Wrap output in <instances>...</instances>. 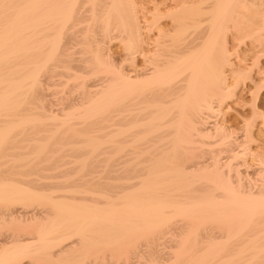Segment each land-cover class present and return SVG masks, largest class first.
<instances>
[{"label": "bare ground", "instance_id": "1", "mask_svg": "<svg viewBox=\"0 0 264 264\" xmlns=\"http://www.w3.org/2000/svg\"><path fill=\"white\" fill-rule=\"evenodd\" d=\"M203 1L212 18L182 0L150 54L122 0H0V264H264V184L236 163L262 115L238 128L244 154L212 120L232 65L219 38L249 8L239 30L260 41L264 0ZM112 32L145 68L112 60Z\"/></svg>", "mask_w": 264, "mask_h": 264}, {"label": "rangeland", "instance_id": "2", "mask_svg": "<svg viewBox=\"0 0 264 264\" xmlns=\"http://www.w3.org/2000/svg\"><path fill=\"white\" fill-rule=\"evenodd\" d=\"M128 2L127 5L128 7L126 6V4L124 2ZM193 2L190 3V0H189V4L192 6L194 5L196 2V4H201L199 5V7L205 12L202 13V18L204 17L206 20H208L209 18L211 19L212 18V15H211V10H213L212 8H209L208 10H204V6H206V4H204V1L203 0H191ZM200 1H202V3H200ZM175 2V3H174ZM180 2H182V0H180ZM179 1L177 0H122V6L124 9H128V11L132 14H129L127 12V10L125 11L126 14L128 13V15H130V18L132 19H129L131 22V24L134 25V20L135 22L138 24L139 26V30H140V33L141 35L145 38L144 39V42H143V47H144V50L150 54H153V50L156 48V45H154L156 42L155 39H159V41H161L163 44L164 42H167L168 45L171 44V38H172V33H173V30H174V17H175V13L173 15H170L171 13L175 12L174 10L179 8V5L181 4ZM132 3V5H131ZM179 3V4H178ZM125 7H124V5ZM178 4V5H177ZM132 7H131V6ZM196 6V5H195ZM264 7V4L262 5ZM127 7V8H126ZM158 8L159 11H157L158 9H156L155 11V8ZM175 7V8H174ZM177 7V8H176ZM263 7H260V12H259V15H262L260 13H264V8ZM134 8V9H132ZM262 8V10H261ZM162 9V10H161ZM239 11H237L238 13H235L237 14H233V18L231 19V21L228 20V23L227 25H230L228 27V29H225V31L222 33L221 37L222 38H219V41H218V47L220 49L218 50H222V47L223 49H227V53H228V59L230 60V63H232V65H228L226 67V75H227V81H228V84L227 86L229 85V89L227 88V92L229 95H227L225 98H223V102L221 103L222 106H220L219 109L217 110V107H216V110H215V114L212 118V120L215 119L216 122H221L223 123L224 125L226 124L228 129L231 127V130L230 134H233L229 139L231 141H234L235 137H238L236 139L238 140H235V141H238L240 140V138L242 137L241 131H239V126H240V130H242V125L241 123L243 122V119H246V118H252L251 117V111H252V107L254 108V106L258 107L257 109L259 110L258 112H260V114L262 115L259 119V122L257 123V125H255L252 129L253 132H254V138H258L256 140H254V138L252 140L253 143L250 144V149L251 151H248L247 154L243 155L240 154L238 156V161H236V163H238L239 165V168L240 170L242 171V177L243 179L247 180L248 181V185L252 184V183H255V188L254 190L256 189H259L260 187H262L264 184L262 180H264V176L262 174V171L260 172V170L262 168H264V83H263V87L260 86L259 89H261V91H255V94L250 92L252 90H250L251 87L248 88V85L249 86H252V82H253V79L254 81H258V83L260 81H263L264 82V28L261 30L262 34L261 36V39L260 41H258L259 39L257 38V36H250V32L248 33H245L246 30L248 29L245 28L244 32L242 29V26H247L248 24V21L251 20L250 22L252 21H255L256 19H258L255 14L248 9H246L245 11L242 10V8L238 9ZM250 12H249V11ZM177 11V10H176ZM208 11V12H207ZM244 11V12H243ZM162 12V13H161ZM210 12V13H209ZM243 12V13H242ZM251 13V14H248ZM149 13V14H148ZM157 13V14H156ZM152 14V15H151ZM244 14V15H243ZM127 15V16H128ZM134 15V17H133ZM154 16V17H153ZM207 16H208V19H207ZM235 16V18H234ZM245 16V17H244ZM252 16V17H251ZM159 17V18H158ZM242 17V18H241ZM254 17V18H253ZM129 18V16H128ZM134 18V19H133ZM151 18V19H150ZM203 18V19H204ZM247 18V19H246ZM250 18V19H249ZM260 19L258 20V23L256 24H261V23H264L263 22V19H261V17H259ZM244 19H246V21H244ZM249 19V20H248ZM254 19V20H253ZM153 20V22H152ZM234 20V21H233ZM248 20V21H247ZM118 21V20H117ZM236 21V22H235ZM243 21V23H242ZM257 21V20H256ZM255 21V22H256ZM260 21V22H259ZM152 22V23H151ZM159 22V23H158ZM157 23V24H156ZM234 23H237V24H234ZM156 24V25H155ZM242 24V25H240ZM132 25V26H133ZM233 25V27H232ZM262 25V24H261ZM154 26V27H153ZM116 26H114L115 28ZM263 27H264V24H263ZM142 28V29H140ZM152 28V29H151ZM155 28V29H154ZM232 28V29H231ZM239 28H241L239 30ZM236 29V30H235ZM244 29V28H243ZM146 30V31H145ZM167 30V31H166ZM235 30V31H233ZM238 31V32H237ZM114 32V31H113ZM112 32V35L111 37L113 38H109V42L107 41L106 43V49H108V52L110 54V56L112 57V60L115 59V63L119 62L118 65L121 63L123 65H121L122 67L125 66L126 69H130L129 67H131V69L134 67V69H136L137 67L139 68L140 66L142 68H145V62L143 61V58L141 56H139L137 53L134 55L136 57H134L132 55V53L128 52L130 54H128L127 56V47H126V40H124V38H120V37H117L118 34L117 32H115L116 35H114V33ZM233 32V33H232ZM227 34V35H226ZM154 35V36H153ZM225 35V36H224ZM236 35V36H235ZM247 35V36H246ZM253 35V34H251ZM224 36V37H223ZM239 36V37H238ZM243 37L242 39L240 37ZM116 37V38H114ZM164 37V39H163ZM176 37V36H175ZM247 37V38H246ZM111 39V40H110ZM256 39V40H254ZM154 44H153V42ZM164 40V41H163ZM169 40V41H168ZM253 40V41H252ZM146 41V42H145ZM148 41V42H147ZM150 41V43H149ZM263 41V42H262ZM251 42V43H250ZM259 42V43H258ZM224 43V44H223ZM148 44V45H147ZM252 44V45H251ZM260 44V45H259ZM150 45V46H149ZM253 47V48H252ZM255 47V48H254ZM262 48V49H261ZM152 51V52H151ZM155 51V50H154ZM255 51V52H254ZM244 52V53H243ZM258 53V54H257ZM263 53V54H262ZM126 54V55H125ZM244 54V55H243ZM259 55V56H258ZM78 56V54H77ZM253 56V57H252ZM256 56V57H255ZM126 58H129L128 60ZM238 58V59H237ZM249 58V59H247ZM118 59V60H117ZM126 59V61H124ZM237 59V60H236ZM257 59V60H256ZM239 60V61H238ZM121 61V62H120ZM242 62V64H241ZM254 62V63H253ZM257 64H256V63ZM130 63V64H129ZM128 66V67H127ZM232 66V67H231ZM140 67V68H141ZM232 68V69H231ZM233 70V71H236L238 72L237 75H240L239 78H235L233 77V74L230 73L229 70ZM237 69V70H236ZM251 69V70H250ZM239 70V71H238ZM228 71V72H227ZM245 72V74L243 73ZM251 72V73H250ZM228 73V74H227ZM248 73V74H247ZM250 73V74H249ZM242 74H243V77H242ZM250 76V77H247ZM233 77V79H232ZM96 78V79H95ZM95 78H89L88 81L91 83V84H95L97 83L99 77H95ZM235 78V79H234ZM249 80H248V79ZM57 79H60V77H56V79L54 78V80H57ZM95 79V80H94ZM232 79V80H231ZM261 79V80H260ZM95 81V82H94ZM251 83H250V82ZM241 83V84H240ZM89 84V83H88ZM251 84V85H250ZM90 85V84H89ZM92 86V85H90ZM53 88V87H52ZM49 89V90H55V88L53 89ZM61 89V88H60ZM48 90V91H49ZM67 90H71L69 89V87L67 88ZM231 94H230V92ZM77 94V93H76ZM232 95V97H230ZM252 95V96H251ZM256 95V97H255ZM229 96V98H228ZM254 96V97H253ZM227 98V99H226ZM257 99V100H256ZM254 100V101H253ZM255 100L257 102H255ZM253 104H252V103ZM251 103V105H250ZM254 105V106H253ZM228 110V111H226ZM232 110V111H230ZM225 111V112H224ZM219 115V116H218ZM219 118V119H218ZM247 119V120H248ZM219 120V121H218ZM226 120V121H225ZM225 125V126H226ZM234 129L237 130L238 132H233V127ZM261 126V127H260ZM257 127V128H256ZM256 132V133H255ZM260 132L259 134V137H258V133ZM243 134V133H242ZM235 135V136H234ZM237 135V136H236ZM256 135V136H255ZM242 139V138H241ZM242 141V142H241ZM257 141V142H256ZM240 146L238 147V150H241L244 149L243 147L245 146L242 145L244 143V139L240 140L239 142ZM242 143V144H241ZM106 148H110L111 145H108L105 146ZM104 147V148H105ZM114 146H112L111 148H113ZM110 148V149H111ZM115 148H116V145H115ZM244 154V151L241 150ZM252 151H255V152H252ZM246 152V151H245ZM259 152V153H258ZM197 153L198 152H194V153H191L190 155L192 154H195V156H197ZM251 153H256V155L254 154H251ZM258 153V154H257ZM111 153H106V154H98L96 155V157L98 158H104V157H113L114 155L115 156H119L117 155L116 153H112V155H110ZM260 154H262V158L261 156H259ZM223 155H227L225 153H223ZM102 156V157H101ZM114 158H117L115 157ZM259 156V157H258ZM256 157H258L257 159L261 160H257L255 159ZM236 160V159H235ZM244 160V161H242ZM241 161V162H240ZM263 161V162H262ZM247 162V163H246ZM261 164H260V163ZM243 165H242V164ZM245 163V164H244ZM252 163V164H251ZM261 165V166H260ZM263 165V166H262ZM241 166V167H240ZM244 166V167H243ZM258 166V167H257ZM260 167V168H259ZM117 168V167H116ZM256 171V173H255ZM247 172L249 173V175H247ZM252 172V173H251ZM259 172V173H258ZM112 173V172H111ZM251 173V174H250ZM255 173V174H254ZM98 175H101L99 173H96ZM115 174L114 172L112 173V175ZM260 176H262L260 178ZM247 177L250 179H252V183L249 184V179H247ZM260 178V179H259ZM250 179V180H251ZM245 180V181H246ZM259 180V181H258ZM244 181V182H245ZM262 183V184H261ZM247 184V183H246ZM253 185V184H252ZM251 185V187H253ZM180 222V221H178ZM182 222V221H181ZM174 237L173 235H171V233H164L162 235H160L158 238L157 237H154L156 239L154 240H151V241H154L152 244L154 245L155 244V250L156 251H159L161 253H169L170 250H172L169 245L171 246V244H173V238ZM172 238V239H171ZM172 242V243H170ZM168 245V246H167ZM130 262L131 264H137V259L136 258H131L130 259Z\"/></svg>", "mask_w": 264, "mask_h": 264}]
</instances>
